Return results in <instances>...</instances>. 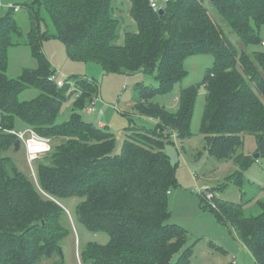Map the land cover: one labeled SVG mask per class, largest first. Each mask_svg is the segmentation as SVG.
<instances>
[{
	"label": "trees",
	"instance_id": "trees-1",
	"mask_svg": "<svg viewBox=\"0 0 264 264\" xmlns=\"http://www.w3.org/2000/svg\"><path fill=\"white\" fill-rule=\"evenodd\" d=\"M128 1L137 29L127 31L121 44L113 0L26 2V43L38 66L24 68L17 78L7 74L8 51L20 44L17 39L24 32L13 8L0 19V264H63L59 249L71 227L60 200L75 196L82 198L76 209L79 221L110 236L106 244H87L82 264L190 263L188 230L169 222L168 194L178 180L165 140L171 131L182 139L191 135L200 84L181 89L175 111L154 98L183 80L185 59L194 53L215 56L202 82L207 89L202 125L206 150L220 160L235 161L237 169L228 182L242 191L241 201L233 202L217 195L228 182L207 188L200 193L202 207L233 228L255 264H264V200L256 196L260 212L255 214L254 206L248 209L255 196L245 199L244 190L246 172L258 160L253 154L264 158V0H211L243 46L233 42L204 0H168L162 14L150 0ZM46 15L52 33L42 29ZM51 37L64 42L71 58L98 63L106 73L153 76L157 86L136 85L135 107L156 119V128L132 129L120 153L114 154L111 129L85 120L80 112L87 100L99 96L98 83L81 77L58 86L49 80L56 73L43 42ZM255 46L261 48L248 50ZM72 86L78 97L69 120L60 122ZM27 88L40 93L21 100ZM17 119L53 141L51 151L36 160L37 181L4 155L15 148L18 137L11 131ZM246 133L257 137L253 154L239 151Z\"/></svg>",
	"mask_w": 264,
	"mask_h": 264
},
{
	"label": "rangeland",
	"instance_id": "rangeland-1",
	"mask_svg": "<svg viewBox=\"0 0 264 264\" xmlns=\"http://www.w3.org/2000/svg\"><path fill=\"white\" fill-rule=\"evenodd\" d=\"M30 1L32 0H0V19L10 11L11 6H18L19 10H13L12 15L17 19L24 32V35L17 39L20 44L11 46L8 51L7 74L11 78H17L24 68L32 69L38 66V61L34 58L31 47L26 43L30 21L24 4ZM204 1L211 14L220 21L233 42L236 45L241 44L238 36L228 27L213 7L211 0ZM113 6H115V16L119 19L117 43L121 44L125 33L135 31L137 26L130 15L128 0H113ZM45 17L47 23H42L43 31L54 32V27L48 16ZM260 48L258 46L248 47V50ZM43 52L50 60L57 79H68L73 84V80L85 77L98 83L100 93L93 100L97 110L94 113H88L87 108L90 106L91 101L87 100L85 107L80 112L85 120L96 125L103 121L111 129L116 138L114 154L120 153L124 140L132 129L154 130L156 128L157 120L143 115L135 107V101L138 98L136 85L145 83L157 86L158 82L153 76L142 73L134 75L106 73L98 63L71 58L64 42L56 37L45 39ZM214 62L215 56L212 53L188 55L184 63L187 75L170 92L159 93L154 98V102L175 111L179 107L181 89L200 84L191 121V135L182 139L177 132L171 131L169 138L165 140V151L176 166L178 180L177 185L172 186L168 194L171 212L169 222L180 224L188 230V241L185 247L190 246L192 249L189 264H255L248 248L236 238L233 228L219 223L215 215L202 207L201 203L200 193L202 191L207 188L222 186L228 182V177L237 169L234 160H220L209 155L206 150L207 143L202 125L206 110L207 89L202 82L214 66ZM39 93L40 91L36 88H27L19 95V98L21 100H31ZM77 97L78 93L72 86L67 92V99L62 105L58 121L69 120ZM27 126L20 119H17L14 130L22 131ZM243 137L244 143L239 151L253 154L258 145L257 137L250 133L244 134ZM4 155L12 157L19 169L32 177L24 148L18 151L11 148ZM35 163L36 161L33 167L36 171ZM246 173L245 199L255 196L254 204L249 205L248 209H252L254 206L255 208L252 211L256 214L260 212L259 207L255 206L256 199L264 200V158L258 159ZM249 181L253 183L251 184ZM216 191H218L217 195L223 199L233 202L241 201L242 191L233 183H229L221 191ZM81 200L82 198L78 196L60 200L67 212L66 224L71 227L69 235L64 239L61 246L63 258L60 253V259L63 264H82L80 255L87 244L90 242L106 244L110 239L107 232L91 231L79 221L76 209ZM177 259L178 254L173 261L176 262Z\"/></svg>",
	"mask_w": 264,
	"mask_h": 264
},
{
	"label": "built area",
	"instance_id": "built-area-1",
	"mask_svg": "<svg viewBox=\"0 0 264 264\" xmlns=\"http://www.w3.org/2000/svg\"><path fill=\"white\" fill-rule=\"evenodd\" d=\"M168 0H150L151 6L156 10L164 7V3ZM14 10H19L18 6H11ZM50 81L56 82L58 86H63L67 79H57L56 74L49 77ZM96 110V104L94 101L91 102L90 106L87 108L88 113H94ZM14 133L21 142V147L24 148L26 153L28 164L31 168L32 177L37 181L36 171L34 170V162L51 151L53 146V141L49 137L40 135L34 128L27 127L22 131H11Z\"/></svg>",
	"mask_w": 264,
	"mask_h": 264
},
{
	"label": "water",
	"instance_id": "water-1",
	"mask_svg": "<svg viewBox=\"0 0 264 264\" xmlns=\"http://www.w3.org/2000/svg\"><path fill=\"white\" fill-rule=\"evenodd\" d=\"M159 13H164V9L163 8H160L159 9ZM21 149V142H20V140L19 139H17L16 141H15V150L16 151H18V150H20ZM259 157H260V153H256L255 155H254V158L255 159H259ZM59 251H60V253H61V255H62V249L60 248L59 249ZM62 258H63V255H62Z\"/></svg>",
	"mask_w": 264,
	"mask_h": 264
},
{
	"label": "crops",
	"instance_id": "crops-1",
	"mask_svg": "<svg viewBox=\"0 0 264 264\" xmlns=\"http://www.w3.org/2000/svg\"><path fill=\"white\" fill-rule=\"evenodd\" d=\"M96 110H97V108H96ZM95 110V111H96ZM98 125H100V126H104L105 125V123L102 121V122H99V124Z\"/></svg>",
	"mask_w": 264,
	"mask_h": 264
}]
</instances>
